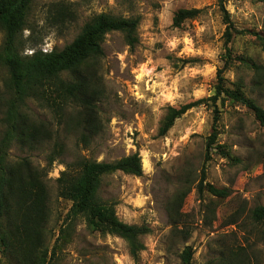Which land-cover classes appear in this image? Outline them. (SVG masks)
<instances>
[{
  "label": "rangeland",
  "instance_id": "obj_1",
  "mask_svg": "<svg viewBox=\"0 0 264 264\" xmlns=\"http://www.w3.org/2000/svg\"><path fill=\"white\" fill-rule=\"evenodd\" d=\"M55 1L76 4L78 19L67 29L48 22L47 9ZM180 9L200 12L176 24ZM101 12L140 19L134 48L121 32L108 33L103 43L102 131L84 145L77 143V131L67 132L62 125L60 137L66 147L61 155L56 154L59 157L49 170L55 139L36 149L15 143L10 159L29 157L45 174L52 247L63 237L60 229L71 223V202L60 196L57 181L65 163L80 157L115 161L139 152L143 175L112 173L103 180L101 196L116 204L120 219L146 225L150 231L142 237L145 247L135 260L125 239L93 234L82 218L77 219L70 233L64 234L57 264H182L180 254L187 245L194 248V264L210 260L227 264L223 255L233 256L230 250L240 252L232 264H264V225L250 217L251 209L264 205V126L245 105L223 101L218 139L231 156L214 153L206 161L213 109L206 103L192 105L214 93L228 47L233 56L223 73L228 85L245 86L247 94L264 107V73L259 75L252 68L253 63L264 68V50L256 37V33L264 35V0H36L30 15L33 37L39 42L34 49H62ZM229 28L232 39L227 44ZM31 35V29L24 31V54L34 50ZM5 80L6 72L0 69L1 92ZM29 106L53 126L59 123L38 102L30 101ZM169 106L188 108L166 135H160ZM208 183L226 188L229 195L212 194ZM12 264L19 263L13 259Z\"/></svg>",
  "mask_w": 264,
  "mask_h": 264
},
{
  "label": "trees",
  "instance_id": "obj_2",
  "mask_svg": "<svg viewBox=\"0 0 264 264\" xmlns=\"http://www.w3.org/2000/svg\"><path fill=\"white\" fill-rule=\"evenodd\" d=\"M35 1L0 0V69L6 72L5 90L0 91V264H12L13 259L19 264H57V252L62 249V239H66L64 234L68 235L73 221L80 218L93 234H112L125 239L130 254L138 260L145 247L142 237L150 228L120 219L116 204L102 198L101 187L104 178L117 171L143 175L139 152L115 161L80 157L65 163L66 169L57 181L60 196L71 202L68 214L71 223L67 229H60L63 237L57 238L51 247L47 228L51 209L45 174L29 157L11 160L10 149L15 143L23 148L36 149L55 139L56 152L48 156L49 170L66 147V142L60 137L62 125L67 132L79 133L78 144L89 145L103 129L100 103L106 96L102 73L105 38L110 32H121L126 43L134 48L139 41L140 19L101 12L88 20L74 40L62 49L45 51L42 48L34 49L39 44L33 37L35 28L30 25ZM75 5V2L69 1L50 3L47 9L49 24L67 29L78 19ZM199 12L198 9H180L175 23L193 18ZM225 17L230 19L227 10ZM26 29L32 31L29 40L34 50L30 54H24L27 44L23 41V34ZM226 37L228 44L232 39L230 28ZM256 37L264 50V35L256 33ZM232 57L231 49L227 47L225 66L218 73L214 93L192 104L206 103L213 109V131L206 142V161L214 153L231 156L227 146L219 143L218 139L223 101L231 100L245 105L264 126V107L247 94L245 86L238 84L232 88L227 83L223 73L232 63ZM252 68L259 75L264 73V68L257 63H253ZM30 101H36L50 110L58 119L57 126L34 114L29 106ZM187 108L169 106L160 126V135H166ZM206 188L222 198L229 195L226 188L221 189L210 183ZM250 217L255 223L264 225V205L251 209ZM230 252L234 253L233 256L237 254L232 250ZM194 253V248L187 245L180 254L181 263L194 264ZM233 256L223 255L224 262L232 264ZM207 264H217V261L210 260Z\"/></svg>",
  "mask_w": 264,
  "mask_h": 264
}]
</instances>
